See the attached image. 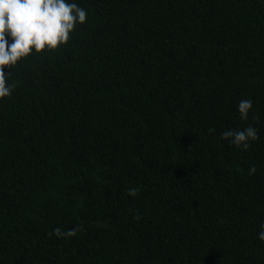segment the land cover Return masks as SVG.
Instances as JSON below:
<instances>
[{
	"label": "trees",
	"instance_id": "obj_1",
	"mask_svg": "<svg viewBox=\"0 0 264 264\" xmlns=\"http://www.w3.org/2000/svg\"><path fill=\"white\" fill-rule=\"evenodd\" d=\"M69 2V41L5 68L0 264H264V0Z\"/></svg>",
	"mask_w": 264,
	"mask_h": 264
},
{
	"label": "clouds",
	"instance_id": "obj_2",
	"mask_svg": "<svg viewBox=\"0 0 264 264\" xmlns=\"http://www.w3.org/2000/svg\"><path fill=\"white\" fill-rule=\"evenodd\" d=\"M88 13L84 8L69 0H0V101L12 95L16 84L10 80L12 74H5V68L14 69L18 62L31 54L57 50L65 45L77 25L86 23ZM253 104L250 99L241 100L237 109L242 120L248 119ZM210 132L214 129H209ZM221 138L230 140L237 148L247 150L251 141L259 139L257 130L248 126L240 130H225ZM256 172L253 166L249 174ZM138 189L128 190L136 196ZM73 228L63 232L53 230L57 237L76 235ZM257 239L264 242V224L260 225Z\"/></svg>",
	"mask_w": 264,
	"mask_h": 264
}]
</instances>
